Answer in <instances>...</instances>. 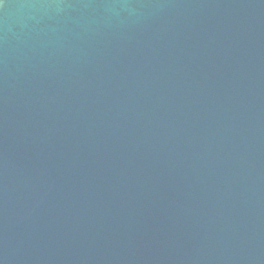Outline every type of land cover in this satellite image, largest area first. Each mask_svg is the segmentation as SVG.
Returning <instances> with one entry per match:
<instances>
[{"label":"water","instance_id":"95a60500","mask_svg":"<svg viewBox=\"0 0 264 264\" xmlns=\"http://www.w3.org/2000/svg\"><path fill=\"white\" fill-rule=\"evenodd\" d=\"M0 264H264V0H0Z\"/></svg>","mask_w":264,"mask_h":264}]
</instances>
